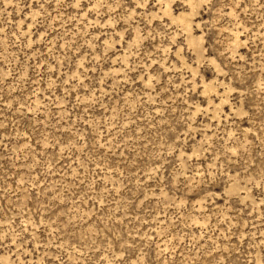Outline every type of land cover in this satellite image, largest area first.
Segmentation results:
<instances>
[{
    "label": "rangeland",
    "instance_id": "374dc122",
    "mask_svg": "<svg viewBox=\"0 0 264 264\" xmlns=\"http://www.w3.org/2000/svg\"><path fill=\"white\" fill-rule=\"evenodd\" d=\"M0 264H264V0H0Z\"/></svg>",
    "mask_w": 264,
    "mask_h": 264
}]
</instances>
